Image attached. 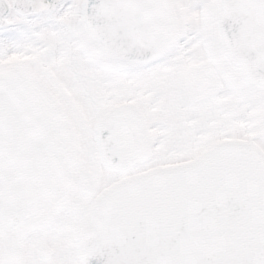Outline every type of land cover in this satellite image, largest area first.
<instances>
[{"label": "snow or ice", "instance_id": "6c2138e0", "mask_svg": "<svg viewBox=\"0 0 264 264\" xmlns=\"http://www.w3.org/2000/svg\"><path fill=\"white\" fill-rule=\"evenodd\" d=\"M0 264H264V0H0Z\"/></svg>", "mask_w": 264, "mask_h": 264}]
</instances>
